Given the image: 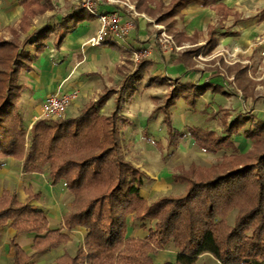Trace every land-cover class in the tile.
<instances>
[{
	"label": "trees",
	"instance_id": "obj_1",
	"mask_svg": "<svg viewBox=\"0 0 264 264\" xmlns=\"http://www.w3.org/2000/svg\"><path fill=\"white\" fill-rule=\"evenodd\" d=\"M48 1L22 0L23 15L29 3L42 7ZM192 1L175 0L168 15L176 14L179 6ZM47 10H29L30 18ZM51 33L47 30L38 37L29 34L21 44L0 40V160H22L26 174L49 168L51 184L62 182L75 196L95 192L93 198L64 218L67 230L80 228L86 232L84 250L78 248L74 257L64 256L56 264H153L150 254L169 246L175 249V262L163 264H197L203 255H210L218 264H264V149L248 154L245 159L249 163L228 161L223 172H215L216 167H212L203 175L197 174L198 179L181 177L185 184L182 195L146 203L141 196L144 174L119 150V98L114 100L112 114L100 112L110 91L86 105L74 118L38 119L26 130L18 107L24 90L21 75L31 71L36 53L42 52ZM142 71L138 68L134 72L135 81L141 80ZM180 90L171 92L160 110L163 114L175 106ZM132 93L130 88L128 97ZM249 121L230 127L231 134L239 127L243 130ZM167 124L171 132V123ZM253 126L244 129L245 137L264 130L263 122ZM233 210L238 214L229 226L225 217ZM130 215L146 233L144 239L126 236ZM146 222L151 226L147 227ZM9 223L18 234L34 239L31 255L11 239L12 264H33L36 255L66 239L60 230L49 229L41 209L22 204L17 196L4 191L0 195V230Z\"/></svg>",
	"mask_w": 264,
	"mask_h": 264
},
{
	"label": "crops",
	"instance_id": "obj_2",
	"mask_svg": "<svg viewBox=\"0 0 264 264\" xmlns=\"http://www.w3.org/2000/svg\"><path fill=\"white\" fill-rule=\"evenodd\" d=\"M74 1L52 0L54 8L32 18V26L21 38L52 32L42 52L36 53L31 71L21 75V83L32 91V98L42 94L41 99H35L37 109L30 128L44 99L55 92L78 93L66 112V118H74L107 91L111 95L104 106L113 105L119 98L120 107H126L124 102L128 101L132 88L127 104L132 109L130 115L137 117L142 115L147 101L156 97L153 92L158 89L165 88L163 92L171 94L176 88L200 86L216 90L223 86L230 93H241V83L249 82V73L264 68L257 46V40L264 37V0H193L179 6L172 15L168 12L175 0H119L131 9L121 4H105L99 7L100 11H117L134 28L123 38L124 43L109 38L98 47L86 45L99 29L97 19L79 16L82 11L72 7ZM22 12L20 0H0V30L13 27ZM68 18H73L71 24L76 22L73 27H66ZM162 33L174 43L166 52L157 42ZM30 51L35 54L33 49ZM135 54L139 56L137 61ZM138 68L143 70L141 80L135 81L132 76ZM0 161V195L13 190L21 202L28 197L30 205L44 212L49 229L60 230L66 236L58 246L36 255L33 264H56L64 256L74 257L86 232L63 226L64 218L71 213V192L62 182L52 185L40 178L39 173H24L22 160ZM138 227L140 230L127 224L126 236L144 238L146 233L141 232L139 224ZM14 237L10 227L0 233V264H12L9 241ZM15 241L26 254H33V237L18 235ZM158 253L164 251L150 254L153 264L175 262L176 253L168 252L169 256L161 261Z\"/></svg>",
	"mask_w": 264,
	"mask_h": 264
},
{
	"label": "rangeland",
	"instance_id": "obj_3",
	"mask_svg": "<svg viewBox=\"0 0 264 264\" xmlns=\"http://www.w3.org/2000/svg\"><path fill=\"white\" fill-rule=\"evenodd\" d=\"M35 3H29L30 6L26 9V14L23 15L22 12L13 27L0 30V40L14 41L17 44H21L22 36L27 33L35 18V16L30 18L29 10L39 12L42 7L48 10L54 8L52 0L46 2L47 5L42 7ZM73 4L72 7L74 9L81 10L76 5L77 0ZM20 5L22 6V0H20ZM42 14L43 12L39 15ZM78 15L87 18L90 14L82 11ZM68 20L66 27L76 24V22L71 24L73 18H68ZM83 23L86 24V21H83ZM124 41L119 39L120 43H124ZM261 62L264 63L262 60ZM260 65L262 66V64ZM1 68L2 65L0 63ZM241 87L243 89L241 93H230L229 89L223 86L216 88V90L213 88L202 90L200 86L183 88L179 92L177 91L178 100L175 106L165 114L160 110L163 111L170 93H164L163 89L165 88L158 89V91L153 92L156 97H152L150 102L147 101L148 104H145V107L141 109L142 115L137 117L130 115L132 109H129L127 104L129 103V97H127L128 101L124 102L126 107H120L117 113L120 135L119 150L126 161L144 174L141 196L146 203H152L161 197L182 195L185 190V184L182 183L181 177L198 179L197 174L203 175L212 167H216L215 172H223L228 161L231 160L230 162L233 164L240 162V160L242 163H249V160L245 159L248 154L264 149V130L250 138L243 135L244 129L253 128L255 122H263L264 124V68L251 71L249 73V82L243 81ZM32 94V91L24 88L18 99L19 111L27 131L30 130L29 123L33 121V114L35 109H37L35 99H41L42 95L39 94L40 96H37V98H32ZM210 96H214V98L211 99ZM114 109L115 103L113 105L110 103V105L102 107L100 112L107 116L112 114ZM39 115L35 116L37 120L40 119L38 118ZM125 119L129 121L127 122ZM246 119L250 120L246 127L243 130L239 127L238 130H234L231 134L230 127L236 128ZM168 121L172 126L171 132H168ZM221 137L224 138V141L217 142ZM197 139L201 144L197 142ZM201 145L211 149L205 151ZM48 172L49 168H45L39 173V176L49 184ZM9 192L17 196L13 190ZM72 196L70 214L76 212L81 205L93 198L95 192L90 190L77 196L72 194ZM27 198L24 202L19 201V199L18 201L22 204H29L26 201ZM237 214V210L229 212L225 217L226 224L232 226ZM127 224L139 229V223L132 215L127 217ZM145 225L149 227L151 223L146 222ZM6 227H10V223ZM6 227L0 230V233ZM12 230L15 232L13 239L16 240V236L20 234L14 229ZM141 232L144 231L141 230ZM84 240L82 245L79 246L82 250H84ZM163 251L164 253H158L160 254L157 256L158 261H161L166 255L169 256L168 252L175 253V249L172 246L167 247ZM197 264H218V262L210 255H203L198 258Z\"/></svg>",
	"mask_w": 264,
	"mask_h": 264
},
{
	"label": "built area",
	"instance_id": "obj_4",
	"mask_svg": "<svg viewBox=\"0 0 264 264\" xmlns=\"http://www.w3.org/2000/svg\"><path fill=\"white\" fill-rule=\"evenodd\" d=\"M118 5L126 6L131 9L125 2L119 0H77V6L89 13L92 17L97 19L99 29L95 36L90 38L86 45L91 47L101 46L109 38L123 39L126 38L133 30L134 26L130 20L124 21L117 11H100L99 7L102 5ZM136 15L135 13H133ZM160 49L164 52L174 47L171 37L162 33L157 40ZM259 47V57L264 61V37L257 40ZM134 59H139L138 55H134ZM78 93L76 91L71 93L55 92L49 94L41 106L40 115L38 118L45 120H59L66 116L68 107L76 100Z\"/></svg>",
	"mask_w": 264,
	"mask_h": 264
}]
</instances>
